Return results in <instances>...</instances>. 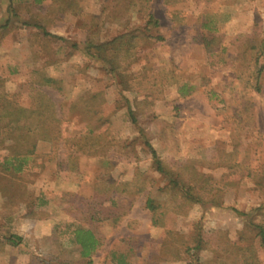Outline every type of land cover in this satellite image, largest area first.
Returning <instances> with one entry per match:
<instances>
[{
    "label": "rangeland",
    "instance_id": "obj_1",
    "mask_svg": "<svg viewBox=\"0 0 264 264\" xmlns=\"http://www.w3.org/2000/svg\"><path fill=\"white\" fill-rule=\"evenodd\" d=\"M66 1L18 11L66 41L15 19L0 31V264H86L77 242L82 230L97 242L93 264H120L122 257L126 264H186L160 261L168 239L173 243L166 232L189 239L197 223L238 244L244 224L234 210L264 206V71L255 90L263 60L247 61L251 44L264 40V0H76L73 11ZM7 3L0 0V24ZM148 14L163 39L136 48L121 76L106 74L71 47L138 33ZM209 32L221 37L213 56L202 45ZM45 79L60 82V89ZM184 83L195 89L181 97ZM38 91L55 106L61 135L52 144L37 143L25 172L5 173L3 160L16 148L6 139L9 109L34 106ZM96 106L99 119L83 116L84 108ZM131 117L151 149L136 139ZM157 159L194 180L204 176L198 186L205 198L186 215L168 213L159 227L145 209L147 197L169 198ZM40 195L48 205L28 217V202ZM255 222L264 229V209ZM10 234L21 244L6 243ZM252 244L264 264L258 240ZM211 256L201 254L202 260Z\"/></svg>",
    "mask_w": 264,
    "mask_h": 264
},
{
    "label": "trees",
    "instance_id": "obj_2",
    "mask_svg": "<svg viewBox=\"0 0 264 264\" xmlns=\"http://www.w3.org/2000/svg\"><path fill=\"white\" fill-rule=\"evenodd\" d=\"M47 0H8L5 10L6 19L0 24V31L9 27L12 20H17L26 26H30L39 31L44 37L50 39H57L60 41H66L61 37L51 34L46 26L42 22L37 21H25L22 20L18 11L20 7H32L35 9L41 7ZM129 1V0H125ZM133 2V0H130ZM166 4H169L165 0ZM64 8L68 11H73L77 8L76 0H67ZM94 19V18H93ZM145 27L138 33L131 31L118 35L114 38L105 41L95 42L92 39H87L83 44L72 43L71 47L75 51H79L82 55L90 58L95 63L104 68L106 74L121 76L120 69L124 64V61L131 58L132 52L143 45L146 41L155 39L161 41L163 38L159 34V26L157 20L153 15L148 14L145 20ZM210 37H204L202 39V45L207 54L210 56L215 55L220 51L221 37L212 35ZM250 42V41H248ZM88 49H95L97 54L88 53ZM249 60L248 63L257 65L259 60L262 59L263 63L256 72V86L255 90L260 92L259 80L261 79L264 71V40L258 44L253 43L249 47ZM44 85L57 86L60 82L52 79H45ZM57 88V87H56ZM57 89H60L59 87ZM195 87L189 83H184L178 88V93L181 97L190 95L194 91ZM90 104H88V107ZM8 117L10 118L9 125L10 134L6 139H10L16 145V148L3 160L2 170L5 173L18 175L25 172L29 167L32 156L34 155L35 147L38 142L43 141L47 143H54L59 139L61 128L59 126L60 120L57 118V111L55 106L47 99L40 91L37 92L34 98V106L25 108H13L9 109ZM49 112V117L45 114ZM81 114L84 113V117L94 114L93 119L97 117L99 119L100 110L98 106L91 108H84L82 113V107L80 108ZM24 120L25 123L20 125L19 122ZM131 122L135 125L137 130V140L146 148L151 149L145 130L137 124V120L131 117ZM49 122V123H48ZM104 124V123H103ZM95 128L98 129V126ZM94 128V129H95ZM93 130L89 131L90 135ZM20 145L25 147L19 148ZM81 145L79 146V149ZM18 148V149H17ZM16 149V150H15ZM155 170L163 178H165V186L161 189L163 193H168V200L157 201L154 198L147 197L145 199V209L151 214V222L154 226H161L164 217L168 213L176 215H186L188 211L194 206H201L205 202L203 197V189L198 186L200 178L204 176H197L196 180L193 179V174L186 177L183 171L178 168H169L165 162L161 160L154 161ZM206 182V181H204ZM142 189H139V192ZM0 188V193H4ZM47 206V201L43 196H38L28 202L27 209H30L28 217H34L31 213L39 208ZM264 209V206L253 208L248 212L242 213L237 210L234 212L243 221V230L239 234L238 244H232L227 235L215 231L206 233L200 223H197L192 235L189 239H185L178 236L177 233L168 231L166 236L172 238L173 243L168 239L164 245L165 252H162L160 261H184L186 264H259L257 252L253 247L252 242L258 240L260 247L264 251V229L260 224L255 222V218L260 216V213ZM82 236V238H81ZM170 240V241H169ZM6 243L13 247H17L21 244L22 238L16 234H10L5 239ZM77 242L82 248V257L87 259L86 264H93L90 259V252L95 249L97 242L94 235L89 231H83L77 235ZM246 244V245H243ZM210 253L212 256L210 259L202 260L201 254ZM120 264H126L125 258L122 257Z\"/></svg>",
    "mask_w": 264,
    "mask_h": 264
},
{
    "label": "crops",
    "instance_id": "obj_3",
    "mask_svg": "<svg viewBox=\"0 0 264 264\" xmlns=\"http://www.w3.org/2000/svg\"><path fill=\"white\" fill-rule=\"evenodd\" d=\"M47 205H48V202H47ZM80 256L82 257V248H81V246H80Z\"/></svg>",
    "mask_w": 264,
    "mask_h": 264
}]
</instances>
